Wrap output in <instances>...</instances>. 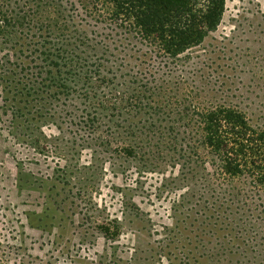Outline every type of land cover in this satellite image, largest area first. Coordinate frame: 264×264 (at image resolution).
Instances as JSON below:
<instances>
[{
    "label": "trees",
    "instance_id": "trees-1",
    "mask_svg": "<svg viewBox=\"0 0 264 264\" xmlns=\"http://www.w3.org/2000/svg\"><path fill=\"white\" fill-rule=\"evenodd\" d=\"M226 2L0 0V85L34 150L48 149L44 126L62 134L69 120L92 155L84 168L109 163L135 183L157 173L175 209L227 232L207 260L264 264V124L221 100L206 61L191 62Z\"/></svg>",
    "mask_w": 264,
    "mask_h": 264
},
{
    "label": "rangeland",
    "instance_id": "rangeland-1",
    "mask_svg": "<svg viewBox=\"0 0 264 264\" xmlns=\"http://www.w3.org/2000/svg\"><path fill=\"white\" fill-rule=\"evenodd\" d=\"M192 53L191 62H207L203 70L224 90L222 101L264 124V0H227L218 29ZM4 97L0 85V264L216 262L203 255L215 252L227 232L212 233L217 222L208 226L203 216L175 209L174 193L159 195L157 173L135 183L136 175L113 174L109 163L84 168L92 155L76 148L81 140L69 120L62 134L44 126L53 137L39 153ZM113 220L120 230L111 237L102 226Z\"/></svg>",
    "mask_w": 264,
    "mask_h": 264
}]
</instances>
